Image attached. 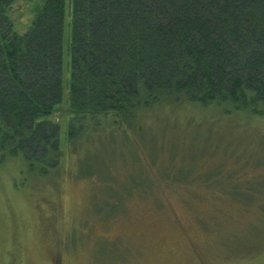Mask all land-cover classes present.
<instances>
[{
	"label": "trees",
	"instance_id": "obj_1",
	"mask_svg": "<svg viewBox=\"0 0 264 264\" xmlns=\"http://www.w3.org/2000/svg\"><path fill=\"white\" fill-rule=\"evenodd\" d=\"M16 1L0 0V154L42 178L60 158L52 118L63 102L66 0H37L22 35L6 17ZM70 58V145L87 136L95 142L89 148L130 145L161 108L264 120V0H71ZM100 164L89 174L105 172L99 213L114 214L124 198L154 189L143 169L117 184ZM232 176L214 170L204 184L245 204L253 190L264 192V181L234 188ZM161 177L186 181L192 171L168 169Z\"/></svg>",
	"mask_w": 264,
	"mask_h": 264
},
{
	"label": "rangeland",
	"instance_id": "obj_2",
	"mask_svg": "<svg viewBox=\"0 0 264 264\" xmlns=\"http://www.w3.org/2000/svg\"><path fill=\"white\" fill-rule=\"evenodd\" d=\"M38 3L17 0L6 14L18 35ZM70 11L66 0L63 102L52 118L60 126L58 169L39 178L0 154V264H264V192L253 190L245 204L204 184L219 169L233 173L237 189L264 181V120L161 108L130 145L89 148V136L70 145ZM101 160L117 184L143 169L153 191L124 198L114 214L99 213L105 172L89 174L102 170ZM168 169L191 170L192 178L162 179Z\"/></svg>",
	"mask_w": 264,
	"mask_h": 264
}]
</instances>
